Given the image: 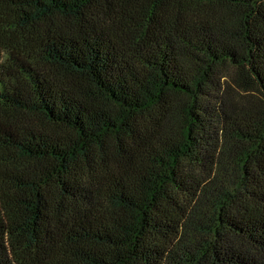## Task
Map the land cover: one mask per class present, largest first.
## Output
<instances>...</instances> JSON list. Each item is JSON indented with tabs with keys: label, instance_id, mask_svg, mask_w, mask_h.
<instances>
[{
	"label": "trees",
	"instance_id": "trees-1",
	"mask_svg": "<svg viewBox=\"0 0 264 264\" xmlns=\"http://www.w3.org/2000/svg\"><path fill=\"white\" fill-rule=\"evenodd\" d=\"M0 264H264V0H0Z\"/></svg>",
	"mask_w": 264,
	"mask_h": 264
}]
</instances>
